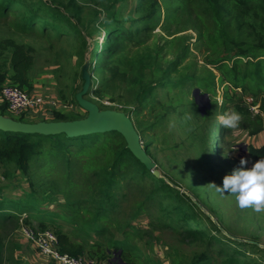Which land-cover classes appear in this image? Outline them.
<instances>
[{
    "label": "rangeland",
    "instance_id": "rangeland-1",
    "mask_svg": "<svg viewBox=\"0 0 264 264\" xmlns=\"http://www.w3.org/2000/svg\"><path fill=\"white\" fill-rule=\"evenodd\" d=\"M53 1L68 12L72 22L78 23L83 29L86 46L78 33H67V36L60 38V42H55L53 33L48 36L19 35L13 33L11 27L4 23H0V39L14 36L18 41L35 45L37 54L34 80L43 78L46 93H55L62 101L76 105V95L82 90L85 82L84 74L90 75L91 85L102 93L101 98L89 93L87 99H95L101 110L123 112L134 122L136 116L132 111L136 108L138 95L145 86L151 84L154 89L148 103L138 107L145 113L161 103L168 105L181 101L175 109L170 108L172 110L163 122L149 130L152 139L145 136L144 141L151 140L149 146L151 158L156 163V170L160 176L177 191L189 197L191 203L199 204L203 211H199L198 221L201 223L193 224V227L204 230L206 235L216 237L217 227L227 236L220 237L223 245L212 241L209 243L185 240L176 228L169 226L164 216L166 214L160 206L162 203L167 207L169 202L179 197L168 199L154 195L151 200H147L151 189L154 188L152 180L140 181L138 178L134 179L130 173L121 175L120 185L115 188L119 208L110 215L107 214L109 217L100 225L102 228H108L112 235L107 232L99 234L82 225L76 226L70 222L75 209L71 207L73 201L79 200L81 196L84 198L89 193L87 185L96 182V178L83 171L86 157L75 154H71V161L69 160L70 173L74 183H82L83 189L81 193L74 189L70 199L62 194L61 190L65 188L60 186L64 184L68 165L64 155L55 160V166L50 170L52 174L50 173V177H46L42 184L40 179L44 177L43 170H38L33 175L35 181L34 185H31L23 173L19 171L13 173L11 168L9 172L5 166L0 165V200L8 214L20 216L25 224L41 233L44 230L42 222L37 218L39 211L44 214L50 213V216H44L43 223L48 225V229L56 231L59 227L81 243L88 244L87 247L92 246V251L83 255L88 259L99 260L101 257L97 255L99 254L97 246L103 245L104 250L107 247L110 249L109 247H112L110 240L120 241V237L123 236L118 227L125 228L129 224L133 227L132 233H135L131 239L132 244L142 251V257L147 259L149 264H174L175 259L182 264H192L203 258L212 264H223L234 249L241 248L247 256L242 254L236 256L239 260L264 264V207L260 210L254 207L241 208L235 195L218 191L214 186L222 187L224 176L240 166L241 158L247 161L245 167L251 168L254 165L249 149L256 140L253 141V137L243 127L244 117L234 108L237 100H241L247 106L253 98H250L248 92L238 90L232 94L234 102L224 104L225 86L217 80L216 94L200 89L201 93L209 94L210 108L202 98L198 99L200 107L193 103L194 92L199 87L195 86L191 77L194 74L201 77L209 75L206 70L204 49L198 37V27L189 25L187 15L169 23L162 18L154 30L141 35L140 41L144 42L143 45H137L135 40L124 38L121 33H117L115 36L117 41L111 43L112 40L106 42L107 34L102 30L116 27L118 21H125L126 27H132L129 19L136 16L134 13L137 7L136 0H122L118 3L117 0ZM114 8L119 10V15L113 14ZM49 11L53 12L48 10L45 13L49 15ZM53 44L55 45L52 48ZM104 44L112 47L114 51L110 50L99 57L101 48L106 46ZM82 49L85 51L84 58L81 57ZM179 54H182L183 58L176 67L175 60ZM165 80H170L171 83L160 86V82ZM7 82L10 81L4 84ZM174 82L182 83L183 89L174 86ZM64 95L66 99H63ZM232 110L241 115L239 125L234 129L223 126L218 120L219 115ZM46 112L42 107L32 115L17 116L8 110L5 114L6 117L15 120L32 122V119H40ZM164 112L161 109L160 114ZM67 115L87 117L88 112L78 106ZM224 128L227 129L225 135ZM95 159L101 162L103 155H97ZM21 201L36 202L39 208L34 213L31 212L30 216L25 212V205H18ZM141 202L144 206L140 215L135 217V211ZM81 229L85 231L81 232ZM1 236L5 245L3 264L42 262L39 251L26 241L19 229L12 231V227H3ZM249 242L255 243L258 247L254 249L245 246ZM138 256L141 257V253ZM109 258L115 260L116 264L120 262L114 251H110ZM110 259H105L107 261L104 264ZM49 261L47 258L44 264H51Z\"/></svg>",
    "mask_w": 264,
    "mask_h": 264
},
{
    "label": "trees",
    "instance_id": "trees-1",
    "mask_svg": "<svg viewBox=\"0 0 264 264\" xmlns=\"http://www.w3.org/2000/svg\"><path fill=\"white\" fill-rule=\"evenodd\" d=\"M136 1L137 7L134 10L136 16L129 19L132 27H126L125 21H118L116 27L103 29L102 31L107 34L106 42L112 40L111 43H115L117 41L115 36L117 33H121L124 38L135 40L137 45H143L144 42L140 41L141 35L154 30L162 18L169 23L176 22L187 15L189 25L198 27V37L204 49L206 70L209 74L207 77L194 74L191 80L199 89L214 94H216L215 81L218 80L221 85L225 86L224 104L234 102L232 94L238 90L248 92L250 98H253L249 101V105L246 106L241 100H237L234 108L244 117L243 127L248 130L249 134L251 136L260 134L264 130V0ZM118 2H122V0H117ZM48 10H53V12L49 11L51 15L45 13ZM113 14L119 15V10L114 8ZM70 19L68 12L60 8L53 0H0V23L10 26L13 33L25 36L36 34L48 36L53 33L52 37L55 38V42H60V38L67 36V33H78L82 36L86 46L83 29L78 23H74ZM110 50L114 51L112 47L104 46L101 48L99 57ZM84 52L82 49V58H84ZM36 54L35 45L18 41L14 36L0 39V93L3 84L8 80L23 89L33 90ZM182 58V54L176 56V67L179 66ZM169 83H171L170 80L161 81L160 86L163 87ZM174 83L173 85L178 89H183L182 83ZM152 90L154 89L151 84L141 89L136 101V108L132 111L136 116L134 124L144 149L150 157L149 146L152 134L149 130L154 128L156 124L163 122L167 114L181 102H171L168 105L161 103V105L153 106L145 113L138 107L148 103ZM89 93H93L98 98L102 96V93L95 90L93 85H91ZM63 99H66L65 95ZM193 99V103L198 106L194 97ZM91 100L96 104L98 103L95 99L91 98ZM76 105L79 106L78 103ZM256 106H259V114H254L252 111V107ZM161 109L165 111L163 114H160ZM7 110L6 104L0 105V115L7 116L5 114ZM199 112L203 115L200 108ZM199 112L198 114H200ZM83 118L85 117H70L59 112L54 114V121H72ZM152 120L153 123L150 124ZM18 121L26 122L23 119ZM223 131V135H225L227 129L224 128ZM145 136L146 138L150 137V139L144 141ZM249 153L254 164L260 158H264V145L259 148L251 147ZM71 154L85 156L83 171L96 178V182L87 185L89 193L84 198L81 196L79 200L73 201L71 207L75 209L70 222L76 226L82 225L87 229H93L96 233L107 232V234L112 235V232H108V228H102L100 225L103 220L109 217L107 214L110 215L119 208L116 202L115 188L120 185V176L130 173L134 179L138 178L140 181L152 180L154 188L151 189L147 200H151L154 195L168 199L179 197V199L169 202L167 207L162 203L160 206L166 214L164 216L168 220L169 226L176 228L185 240L192 242L207 241L209 243L212 241L223 245L220 237L227 235L217 227H215L218 232L217 237L206 235L204 230L193 227V224L201 223L198 221V217L199 211H203L199 204L191 203L192 200L189 197L169 185L163 177L158 178L152 171L148 170L128 149L127 142L121 134L109 132L69 138L66 134L45 136L0 130V165L5 166L9 172L12 170L13 173L17 171L23 173L31 185H34L33 175L38 170L44 171V177L40 179L42 184L44 179L50 177V173L52 174L50 170L55 166V160L62 155L66 157L67 172L64 177V184L60 185L65 190H60L68 199L72 198L74 189L79 193L83 189L82 183H74L71 177V165H69ZM100 154L103 155L101 162L95 159ZM10 168L11 170H9ZM18 205H25V212H28L30 216L32 215L31 212L34 213L39 208V204L33 201H21ZM143 206V202L138 205L135 217L140 215ZM41 212L39 211L37 218L42 222L43 230H46L48 225L43 223V218L51 214ZM20 221V216L8 214L0 200V264L4 263L5 252L1 229L8 226L12 227V231L20 229ZM118 228L123 235L120 237V241L110 240L112 242L110 249L107 247L104 250L103 245L97 246V251H99L97 255L101 257L99 261L110 259L109 253L114 251V254L120 258L118 260L125 264H138L141 261L149 264V261L142 257V251L132 244L131 239L135 234L132 233L133 227L127 224L125 228H121V226ZM58 229L56 233L62 253L71 256H83L90 250L92 251V246L87 247L88 244H83L59 227ZM81 230V232L85 231L84 229ZM239 245L242 246V244ZM245 246L254 249L258 247L253 242H249ZM241 250L234 249L223 264H257L239 260L236 256L241 254L247 256L246 252ZM139 253H141V257L138 256ZM174 264H182V262L175 259ZM192 264L212 263L203 258Z\"/></svg>",
    "mask_w": 264,
    "mask_h": 264
},
{
    "label": "water",
    "instance_id": "water-1",
    "mask_svg": "<svg viewBox=\"0 0 264 264\" xmlns=\"http://www.w3.org/2000/svg\"><path fill=\"white\" fill-rule=\"evenodd\" d=\"M83 77L85 82L82 90L76 95V101L82 109L88 112L87 117L72 121H40L29 123L0 115V130L45 136L66 134L69 138L117 132L124 137L127 147L132 154L148 170L152 171L156 177L161 178L159 171L156 170V163L144 149L133 119L123 112L116 110H101L96 103L87 99L86 97L91 91V77L89 74H84ZM194 98L197 103L199 98L204 99L207 107H211L209 94L201 93L200 89L194 92ZM122 263L121 261L118 264Z\"/></svg>",
    "mask_w": 264,
    "mask_h": 264
},
{
    "label": "built area",
    "instance_id": "built-area-1",
    "mask_svg": "<svg viewBox=\"0 0 264 264\" xmlns=\"http://www.w3.org/2000/svg\"><path fill=\"white\" fill-rule=\"evenodd\" d=\"M10 81V80H9ZM8 111L17 116L32 115L39 111L45 104L46 100L33 92L23 89L18 85L7 82L2 86L0 93ZM69 110H74V105L66 106ZM254 114H259V106L252 107ZM21 235L32 243L39 253L50 259L51 264H104L105 261L98 259H88L84 256H71L60 251L59 239L56 231L46 229L41 233L21 220L19 229ZM115 260H109L106 264H116Z\"/></svg>",
    "mask_w": 264,
    "mask_h": 264
},
{
    "label": "clouds",
    "instance_id": "clouds-1",
    "mask_svg": "<svg viewBox=\"0 0 264 264\" xmlns=\"http://www.w3.org/2000/svg\"><path fill=\"white\" fill-rule=\"evenodd\" d=\"M220 123L227 128H236L241 115L232 110L218 116ZM247 161L240 159V166L233 169L223 178L222 187L215 186L218 191L235 195L241 208L254 207L260 210L264 207V158H260L251 168L245 167Z\"/></svg>",
    "mask_w": 264,
    "mask_h": 264
},
{
    "label": "crops",
    "instance_id": "crops-1",
    "mask_svg": "<svg viewBox=\"0 0 264 264\" xmlns=\"http://www.w3.org/2000/svg\"><path fill=\"white\" fill-rule=\"evenodd\" d=\"M44 84H45V82H44L43 78L34 80V82H33V87L34 88H33L32 92L35 95L40 96V97H42V98H44L46 100V104L43 107L46 109L47 112H46L45 115H41L42 117H40V119H37V120L32 119L31 120L32 122L54 121V114L55 113L59 112V113L67 114L68 112H71V110L66 108V106L74 105L75 109L78 107L74 103L62 101L55 93H52V92L46 93L47 89L46 90L44 89V87H43ZM4 104L5 103H4V101H3V99H2V97L0 95V105H4ZM35 113L36 112H34V114ZM263 135H264V130L258 135L251 136V137H253L252 140L253 141L256 140V142L252 143L253 145H250V146L256 147V148H259V147L263 146L264 145V137H263ZM70 235H72V234H70ZM31 245L34 248H36L32 243H31ZM40 256L42 257V259H41L42 262L39 261V263L40 264L46 263L47 258L42 256V255H40ZM122 264H125V263H122ZM130 264H132V263H130Z\"/></svg>",
    "mask_w": 264,
    "mask_h": 264
}]
</instances>
